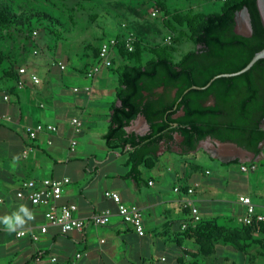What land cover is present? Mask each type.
Returning <instances> with one entry per match:
<instances>
[{
    "label": "crops",
    "instance_id": "obj_1",
    "mask_svg": "<svg viewBox=\"0 0 264 264\" xmlns=\"http://www.w3.org/2000/svg\"><path fill=\"white\" fill-rule=\"evenodd\" d=\"M64 61H68L64 53L59 56L51 54L43 76L39 74L43 68H32L29 63L32 69L26 67L39 75L41 84L33 85L29 80L24 89L18 90L15 82L2 95L0 199L3 202H0V216L10 214L20 205L27 206L34 220L28 221L17 232L29 230L39 239L18 238L17 232H9L0 224V264H33L38 256L42 258L41 264H72L77 254H81L78 264H182L198 253L195 238H188L182 229V224L190 219L188 201L196 203L203 220H216L226 232L243 224L245 208L238 203L240 195L250 196L257 206V213L264 216V190L253 186L248 176L250 172L241 171L243 165L264 163L260 155L241 156L218 145L213 148L209 143L198 151L183 154L175 145H162L155 156H149L148 165L142 164L133 172V149L127 147L121 151L105 147L104 135L110 126L113 108L120 105L116 95L117 82L111 92L105 88L104 78L111 70L102 69L101 80L98 75L91 83L92 91L87 93L83 89L89 84L85 78L87 70L66 68L62 71L57 64ZM95 64L96 61L90 68ZM76 87L80 88L79 92L74 91ZM5 96L8 100L4 99ZM75 118L82 122L78 134L71 126V120ZM38 123L54 125L58 132L40 134L37 140L31 141L26 128ZM98 123L101 125L98 129L92 126ZM87 128L88 133L85 132ZM96 131L99 132L94 133ZM125 131L127 135L143 136L149 131V125L140 117L133 120ZM82 134H86L84 142L93 147L77 141ZM70 139L77 141L75 152L69 151ZM176 141L181 139L176 137ZM29 146L35 151L24 156ZM190 157L193 160L187 166L184 164L187 161L183 160ZM204 158L220 163L223 167L220 175L211 177L212 171L203 169L200 162ZM225 160H238L239 166H225L223 164L229 163ZM45 178H70L60 203L76 204L79 208L77 215L82 218L105 209L116 212L115 203L105 198L104 193L106 190L118 192L125 204L142 209L146 235L137 236L116 214L105 226L88 224L83 231L66 235L49 226L46 234L41 233L40 226L46 224L44 209L33 207L27 199H18L16 188L22 181ZM177 187H192L196 192L194 195L178 193L175 191ZM229 251L239 255L224 244L216 246V255L228 257ZM262 253V249L261 252L254 250L243 264H264ZM253 255H257L256 261ZM52 258L56 261L52 262ZM162 258L166 259L165 262L161 261ZM220 263L221 259L214 264Z\"/></svg>",
    "mask_w": 264,
    "mask_h": 264
},
{
    "label": "trees",
    "instance_id": "obj_2",
    "mask_svg": "<svg viewBox=\"0 0 264 264\" xmlns=\"http://www.w3.org/2000/svg\"><path fill=\"white\" fill-rule=\"evenodd\" d=\"M220 1L222 6L217 13L177 14L168 21L171 30H186L196 46L178 62L174 61L173 46L158 45L145 51L142 40L136 35L134 51L129 52L123 44L125 36L120 37V32L116 35L119 44L114 52L121 63L114 68L113 57V65L108 69L117 77L116 95L120 105L113 108L104 139L109 150L133 149V172L142 164L148 165L149 156H155L162 145L175 144L176 135L182 138L178 146L183 154L195 152L199 144L209 137L235 143L255 156L262 154L264 60L239 76L218 78L209 88H202L217 74L240 71L257 52L264 49V26L257 0ZM244 9H247L251 20L252 35L249 37L236 32V16ZM18 22L10 0H0V28L11 27ZM146 52L154 58L145 63ZM98 56L99 48L96 62ZM20 67H17V62L0 56L4 79L17 82ZM210 96H215V106L207 105ZM138 115L145 117L149 131L143 136L127 135L125 129ZM223 165L239 166V161ZM185 233L188 238H195L198 253L182 264H204L202 258L216 255L219 243L247 254L245 249L261 244L257 235L264 237V223L241 224L232 232H226L216 220L202 219Z\"/></svg>",
    "mask_w": 264,
    "mask_h": 264
},
{
    "label": "rangeland",
    "instance_id": "obj_3",
    "mask_svg": "<svg viewBox=\"0 0 264 264\" xmlns=\"http://www.w3.org/2000/svg\"><path fill=\"white\" fill-rule=\"evenodd\" d=\"M10 3L20 23L0 28V37L3 39L0 41V56L17 62V67L27 65L29 69L43 68L39 73L42 76L47 71L44 68L48 66V57L51 54L59 56L64 53V58H68V61L63 63L67 70H88L91 64L95 63L98 44L115 38L119 32L120 37L137 35L142 40L145 51L158 45L173 46L174 61L178 62L184 55L194 51L196 46L186 30H171L167 25L168 21L177 14L217 13L222 6L220 0H10ZM154 12L157 15H154ZM244 17L248 18L247 15ZM169 36H172L171 42L168 41ZM147 53L144 54L145 63L154 58ZM113 57L116 63L114 68H117L121 62L116 52ZM3 76L4 73L0 70V103L3 102V92L15 83L4 79ZM101 78L99 75L98 79ZM104 79L108 91L116 88L117 77L113 72L108 73ZM92 126L96 129L101 127L100 123ZM88 131L87 128L85 132ZM85 135L77 137V141H82L86 147H93L84 142ZM95 143L99 146L98 142ZM263 154L264 147L260 159H264ZM192 160L193 157H190L183 161H187L184 163L187 165ZM200 163L203 169L212 171L211 177L220 175L223 168L218 161L208 158H204ZM256 166L257 169L251 171L248 176L253 186L264 190V163L257 162ZM234 167L236 166H231ZM257 238L261 244L245 249L246 255L242 256L240 252L239 255L230 254L229 251L228 257L214 255L204 258L202 262L214 264L221 259L220 264L247 263L249 254L254 250L261 252L262 249L264 252V237ZM240 245L243 246L241 242ZM255 258L257 259V255H253V259Z\"/></svg>",
    "mask_w": 264,
    "mask_h": 264
},
{
    "label": "built area",
    "instance_id": "obj_4",
    "mask_svg": "<svg viewBox=\"0 0 264 264\" xmlns=\"http://www.w3.org/2000/svg\"><path fill=\"white\" fill-rule=\"evenodd\" d=\"M154 15H157L154 12ZM36 34V32H34ZM172 36L168 37V41L171 42ZM137 41V37L134 34H129L124 37L123 44L129 52L134 51V46ZM119 42L116 38L106 39L99 46V56L98 62L87 70L85 78L89 82L83 89L87 93L92 91V81L100 74L102 69L110 68L113 65V55L116 47H118ZM60 70L64 71L66 66L59 62L57 64ZM19 80L16 82V89H24L29 80L33 85H40L41 79L38 74L34 71H29L28 68L22 66L18 70ZM82 90V89H81ZM75 92H79L80 88H74ZM5 100H8V96H5ZM71 126L74 133L78 134L82 129V122L79 118L71 120ZM58 128L51 124H42L38 123L36 125L28 126L26 128V133L28 138L31 141L37 140L40 134L49 133L56 134ZM51 143V142H50ZM77 149V141L74 139L69 140V151L75 152ZM35 151V148L28 147L24 156ZM257 166L252 165H243L241 166L242 172H251L255 171ZM71 182L70 178H45L41 180L30 179L22 181L17 185L16 188V197L18 199H27L31 205L35 208L44 209V217L46 224L40 226L41 233L46 234L48 227H56L59 229L60 233L63 235L69 234L74 231H83L88 224H92L95 227H101L108 225L116 214L119 216L124 224L129 226L137 236L144 237L146 235V230L143 223V211L139 206L133 205L129 206L123 202L121 195L113 190H106L104 193L105 198L113 201L116 205V212H113L110 209H105L99 212L94 213L89 218H82L78 216V206L76 204H61L60 199L62 192L65 186ZM176 192H185L187 195H194L195 189L192 187L183 188L177 187ZM238 203L245 208V215L242 219L244 225H254L256 223H264V216L257 213V206L254 204L252 198L248 195H240L237 198ZM0 202H3L0 199ZM187 206L190 207V219L185 221L182 224V229L187 230L192 226H196L199 222L202 221L201 212L193 200L187 202ZM34 220V219H32ZM22 235H18V238L29 236L32 240L36 241L39 239V236L35 233L30 232L29 230H21ZM81 259V254H77L75 257V262L72 264H78V261ZM165 258H162L161 261L165 262ZM52 262L56 261V258H52ZM42 258L40 256L36 257L33 264H41Z\"/></svg>",
    "mask_w": 264,
    "mask_h": 264
},
{
    "label": "water",
    "instance_id": "obj_5",
    "mask_svg": "<svg viewBox=\"0 0 264 264\" xmlns=\"http://www.w3.org/2000/svg\"><path fill=\"white\" fill-rule=\"evenodd\" d=\"M257 8H258V11H259V15H260V18H261V22H262V24L264 26V0H257ZM243 14H246V15L248 14V16H249L250 29L246 33H238V32L237 33L249 37V36L252 35V26H251L250 15H249L247 9H244L243 11H241V12H239L237 14L236 21L239 18V16H241ZM260 60H264V49H262L261 51L257 52L253 56L252 60L243 69H241L240 71H237V72H234V73H228V74L218 75L215 78H213L205 87H202V88H207L212 83V81H214L217 78H223V77L224 78H229V77L239 76V75H241V74L249 71ZM194 88L195 89H199L200 87H194ZM140 117H142V118L145 119V117L142 116V115H138L137 118H140ZM177 136L179 138H181L179 135H177ZM205 143L211 144L212 146H214L213 148H217L216 145H218L221 148L233 150V151L237 152L238 155L240 154L241 156L244 155V156L255 157V154L253 152H250V151H248V150H246V149L238 146L235 143H231V142H221L219 140H212L211 138L208 139L206 142L200 143L196 151H198L201 147H203V145ZM263 147H264V143L261 144V148H263ZM225 162H229V161L225 160Z\"/></svg>",
    "mask_w": 264,
    "mask_h": 264
},
{
    "label": "clouds",
    "instance_id": "obj_6",
    "mask_svg": "<svg viewBox=\"0 0 264 264\" xmlns=\"http://www.w3.org/2000/svg\"><path fill=\"white\" fill-rule=\"evenodd\" d=\"M34 219L33 213L25 205H20L18 209L10 214L0 216V224L9 232H17L18 229H23L28 221ZM22 235V232H17Z\"/></svg>",
    "mask_w": 264,
    "mask_h": 264
},
{
    "label": "flooded vegetation",
    "instance_id": "obj_7",
    "mask_svg": "<svg viewBox=\"0 0 264 264\" xmlns=\"http://www.w3.org/2000/svg\"><path fill=\"white\" fill-rule=\"evenodd\" d=\"M246 15V14H245ZM245 15H241V16H239V18L237 19V25H236V32H238V33H246L247 31H249V29H250V21H249V16H248V14H247V16H248V18H245L244 16ZM228 73H234V72H223V73H220V74H217L216 76H218V75H221V74H228ZM215 76V77H216ZM215 77H213V78H215ZM212 78V79H213ZM211 79V80H212ZM218 79V78H217ZM217 79H215V80H217ZM214 80V81H215ZM214 81H212V83L214 82ZM212 83L207 87V88H209L211 85H212ZM238 89H239V83H238ZM206 88V89H207ZM217 88H220V86H217ZM208 103H207V105L208 106H215L216 105V99H215V96H210V98L208 99V101H207ZM262 126H263V128H264V123L262 124ZM176 137H178L177 135H176ZM211 137H209V138H207V139H205L204 141H202L201 143H203V142H206L208 139H210ZM181 139V141H182V138H180ZM212 140H215V139H213V138H211ZM180 141V142H181ZM180 142H175V144H173V145H175L181 152H182V150L179 148V146H178V144L180 143ZM174 146V147H175Z\"/></svg>",
    "mask_w": 264,
    "mask_h": 264
}]
</instances>
